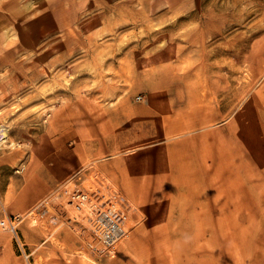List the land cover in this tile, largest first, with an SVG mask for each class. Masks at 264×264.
<instances>
[{
    "label": "rangeland",
    "instance_id": "obj_1",
    "mask_svg": "<svg viewBox=\"0 0 264 264\" xmlns=\"http://www.w3.org/2000/svg\"><path fill=\"white\" fill-rule=\"evenodd\" d=\"M11 217L0 264H264V0H0Z\"/></svg>",
    "mask_w": 264,
    "mask_h": 264
},
{
    "label": "built area",
    "instance_id": "obj_2",
    "mask_svg": "<svg viewBox=\"0 0 264 264\" xmlns=\"http://www.w3.org/2000/svg\"><path fill=\"white\" fill-rule=\"evenodd\" d=\"M21 220V217H11L0 221V226L16 239L18 248H20L18 243V225ZM91 225V230L99 240L100 247L98 249L95 248L98 253L113 249L126 235L123 227L111 219L104 211L97 213L96 217L91 219Z\"/></svg>",
    "mask_w": 264,
    "mask_h": 264
},
{
    "label": "crops",
    "instance_id": "obj_3",
    "mask_svg": "<svg viewBox=\"0 0 264 264\" xmlns=\"http://www.w3.org/2000/svg\"><path fill=\"white\" fill-rule=\"evenodd\" d=\"M18 243H19L20 249L24 252V244L21 242L20 238L18 240Z\"/></svg>",
    "mask_w": 264,
    "mask_h": 264
},
{
    "label": "bare ground",
    "instance_id": "obj_4",
    "mask_svg": "<svg viewBox=\"0 0 264 264\" xmlns=\"http://www.w3.org/2000/svg\"><path fill=\"white\" fill-rule=\"evenodd\" d=\"M257 132V131H256ZM111 219H113L109 214H107ZM114 220V219H113ZM115 221V220H114ZM116 222V221H115ZM117 223V222H116ZM118 224V223H117ZM116 228H118V227H116Z\"/></svg>",
    "mask_w": 264,
    "mask_h": 264
}]
</instances>
